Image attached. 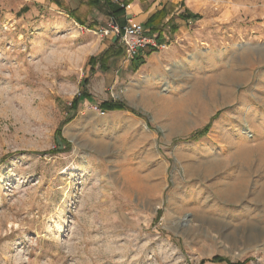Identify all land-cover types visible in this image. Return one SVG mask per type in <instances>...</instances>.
Returning a JSON list of instances; mask_svg holds the SVG:
<instances>
[{
  "label": "rangeland",
  "instance_id": "obj_1",
  "mask_svg": "<svg viewBox=\"0 0 264 264\" xmlns=\"http://www.w3.org/2000/svg\"><path fill=\"white\" fill-rule=\"evenodd\" d=\"M135 1L177 30L92 75L108 17L0 0V264H264V0Z\"/></svg>",
  "mask_w": 264,
  "mask_h": 264
},
{
  "label": "trees",
  "instance_id": "obj_2",
  "mask_svg": "<svg viewBox=\"0 0 264 264\" xmlns=\"http://www.w3.org/2000/svg\"><path fill=\"white\" fill-rule=\"evenodd\" d=\"M55 3L56 6L59 8L60 12L65 13L67 17L72 19L75 23L80 25L81 27H85L87 25L89 30H92L96 27L95 22L88 23L87 18L92 12H97L101 16H106L111 20L114 24H116L119 28H122L125 24V8L132 3V0H123V8L120 6V3L116 2L115 0H77L76 4H74L73 8H69L67 6H63L58 0H52V3ZM24 10V9H22ZM166 15L163 10L156 12L152 15L144 25H142L145 32H148L150 36H154L155 40L161 44L163 43L162 38V28L164 26H168L171 32H175L177 30L176 25L174 24V19L169 18L166 23L162 25V21L166 18ZM181 20L186 21H197L199 16L191 15V14H181L178 16ZM155 52V51H153ZM152 52L142 56L141 53H138L135 57L130 60V68L132 71H136L140 66L145 63V59L151 54ZM124 57L123 49L120 45H118L117 39L114 40V44L101 52L99 55L92 57L88 60L87 64L90 69L91 74H95L96 72L99 73H106L109 71L110 63L113 60L120 59ZM87 84V81L84 80L82 82L81 92L77 95L74 100L71 102L69 107V112L75 114L79 106L83 101H91V96L84 91V88ZM98 110L101 112L105 111H113V110H121L124 109L121 105L112 104V103H104L99 105ZM55 144L57 150L55 151L56 154L65 153L69 149V144L66 143L59 134V130H57L55 135ZM62 147V148H60ZM226 262L223 258L215 257L209 261H201V264L205 263H223ZM233 264H240V263H233Z\"/></svg>",
  "mask_w": 264,
  "mask_h": 264
},
{
  "label": "built area",
  "instance_id": "obj_3",
  "mask_svg": "<svg viewBox=\"0 0 264 264\" xmlns=\"http://www.w3.org/2000/svg\"><path fill=\"white\" fill-rule=\"evenodd\" d=\"M118 3L122 8L124 7L122 2ZM95 34L99 38L117 39L118 44L125 53V57L129 60L141 52H156L166 48V43L159 44L154 36L152 37L148 35V32H145L141 24L135 23L131 19H126L122 28H119L110 20L107 27L100 28Z\"/></svg>",
  "mask_w": 264,
  "mask_h": 264
},
{
  "label": "crops",
  "instance_id": "obj_4",
  "mask_svg": "<svg viewBox=\"0 0 264 264\" xmlns=\"http://www.w3.org/2000/svg\"><path fill=\"white\" fill-rule=\"evenodd\" d=\"M32 1L34 4H37V5H41L44 1H47L49 4H51L52 6L56 7L59 10V8L56 6V4L54 2L52 3V0H32ZM58 1L63 6H66L64 4L63 0H58ZM125 10H126L125 16H124L125 20L131 19L135 23H139L141 25H144L146 23V21L159 9H155V10L149 9L147 6L142 7V5L138 1L136 2L135 0H132V3L129 6H127V8ZM165 21H167V19H165ZM178 30H180V29H178ZM162 36H163V34H162ZM164 39H165V37H164ZM113 43H114V40L110 41L109 43L103 44V49L101 51L109 48L108 46L113 45ZM163 43H166V42L163 40ZM148 53H150V51L141 52L142 56H145ZM151 55H152V53L147 58H149Z\"/></svg>",
  "mask_w": 264,
  "mask_h": 264
},
{
  "label": "bare ground",
  "instance_id": "obj_5",
  "mask_svg": "<svg viewBox=\"0 0 264 264\" xmlns=\"http://www.w3.org/2000/svg\"><path fill=\"white\" fill-rule=\"evenodd\" d=\"M261 60H262V59H261ZM261 60H260V61H261ZM250 64H251V63H250ZM236 79H237V78H236ZM229 194H230V193H229ZM236 197H237V196H236Z\"/></svg>",
  "mask_w": 264,
  "mask_h": 264
}]
</instances>
